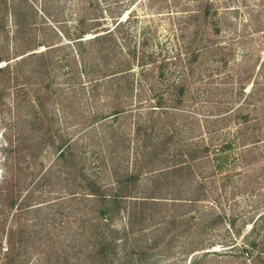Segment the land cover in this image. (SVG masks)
Listing matches in <instances>:
<instances>
[{
	"label": "rangeland",
	"instance_id": "rangeland-1",
	"mask_svg": "<svg viewBox=\"0 0 264 264\" xmlns=\"http://www.w3.org/2000/svg\"><path fill=\"white\" fill-rule=\"evenodd\" d=\"M117 18L130 20L124 35L138 41L145 36L147 48L170 55L181 49L189 57L186 50L204 43L220 47L201 53L183 72L180 64H169L163 78L165 85L190 82L187 112L215 117L241 107L247 131L259 134L251 152L243 156L234 146L221 172L207 178L208 190L225 196V208L237 212L244 231L233 243L201 250L217 254L199 264H264V253H241L252 224L261 243L254 252L264 250V0H0V264L13 243L20 246L22 264L62 263L64 257L68 264H91L86 249L98 206L80 188L79 172H93L106 183L97 156L106 153L111 133L131 134L136 111L151 108L156 98L118 96L107 89L102 77L108 71L94 64L90 47L84 54L92 71L86 74L74 49L54 46L68 43L62 26L72 38L92 28L83 36L90 38L114 28ZM119 42L111 56L115 63L125 57ZM230 125L222 129L226 138L235 130ZM59 135L66 145L72 142V155L59 157ZM120 143L114 145L116 162L126 156ZM188 219L163 236L144 264H188L199 253L190 252L197 217ZM123 224L122 217L114 221ZM160 227L150 226L145 238L162 233ZM210 236L203 233L206 243Z\"/></svg>",
	"mask_w": 264,
	"mask_h": 264
},
{
	"label": "trees",
	"instance_id": "trees-1",
	"mask_svg": "<svg viewBox=\"0 0 264 264\" xmlns=\"http://www.w3.org/2000/svg\"><path fill=\"white\" fill-rule=\"evenodd\" d=\"M129 22V19L118 20L114 28L95 32L90 38L83 36L92 28L72 38L67 27L62 26L59 31L68 43L54 46L74 49L86 74L92 71V68L89 70L92 62L84 54L86 47H90L94 64H102L104 72L108 71L104 75L107 78L102 77L110 84L107 89L118 96L138 98L139 102L156 98L151 108L136 111L131 134L121 138L111 133L112 140L106 143V153L101 151L97 156L100 159L98 166L108 180L106 183L99 182L93 172L85 169L79 172L80 188L92 196L98 206L97 228L89 232L87 258L91 264H144L171 228L186 224L188 218L196 216L198 238L190 244V252L199 253L192 255L188 264H199L207 255L217 254L201 250L214 243L220 246L233 243L244 231V225L237 224V212L233 208H229L228 212L225 208V196L208 190L207 178L221 172L230 155L227 152L234 146L239 147L243 156L251 152L259 141V134L247 131L250 126L248 116L240 114L241 107L236 109V113L215 117L200 118L187 112L185 107L190 82L183 78L165 85L163 81L169 64H180L183 72L191 69V64L198 60L201 53L220 47L204 43L186 50L189 57L181 49L170 55L167 51L163 53L162 50L147 48L148 39L145 36L138 41L128 34L124 35L122 28ZM119 39L125 45V57L115 63L111 56L116 55ZM243 88L240 86L238 94H243ZM230 123L235 125V130L232 138H226L222 129L231 126ZM59 137V147H63L59 157L72 155V142L66 145L61 135ZM120 140L126 156L123 162H116L115 146ZM239 160L242 162L243 157ZM222 185L224 187V183ZM203 201L208 203L203 205ZM170 208L176 209V212L172 213ZM188 212L193 214L186 218ZM117 217L124 219L121 228L114 225ZM150 226H161L164 231L145 238ZM207 231L211 233L208 243L203 237ZM258 234L254 224L243 234L242 255L257 258L264 253V250L254 252L261 244ZM16 246L11 244L2 264L23 263L22 258H18L20 246ZM261 249H264L263 242ZM54 264H68V261L64 257L62 263L56 260Z\"/></svg>",
	"mask_w": 264,
	"mask_h": 264
}]
</instances>
